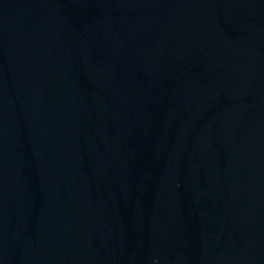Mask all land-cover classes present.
<instances>
[{
	"label": "water",
	"instance_id": "obj_1",
	"mask_svg": "<svg viewBox=\"0 0 264 264\" xmlns=\"http://www.w3.org/2000/svg\"><path fill=\"white\" fill-rule=\"evenodd\" d=\"M0 264H264V0H0Z\"/></svg>",
	"mask_w": 264,
	"mask_h": 264
}]
</instances>
